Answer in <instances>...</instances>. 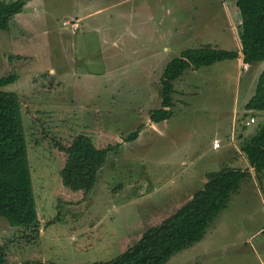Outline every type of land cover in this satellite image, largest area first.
<instances>
[{
	"label": "rangeland",
	"instance_id": "obj_1",
	"mask_svg": "<svg viewBox=\"0 0 264 264\" xmlns=\"http://www.w3.org/2000/svg\"><path fill=\"white\" fill-rule=\"evenodd\" d=\"M236 2L32 0L0 30V78L18 75L2 89L22 106L40 221L38 235L0 216L6 264L113 260L226 168L252 174L204 238L167 264H264V171L248 167L242 150L264 125V113L246 110L264 62L186 70L174 82L172 116L151 120L170 61L205 44L242 49ZM250 117L256 123L246 126ZM82 133L112 147L87 195L60 174L64 149Z\"/></svg>",
	"mask_w": 264,
	"mask_h": 264
},
{
	"label": "trees",
	"instance_id": "obj_2",
	"mask_svg": "<svg viewBox=\"0 0 264 264\" xmlns=\"http://www.w3.org/2000/svg\"><path fill=\"white\" fill-rule=\"evenodd\" d=\"M32 0H0V30H7L14 17ZM242 15L241 45L244 62H264V0H237ZM240 51L221 49L213 44L185 50L169 62L162 76V107L154 110L151 120L160 123L173 114L174 82L188 69H200L217 62L236 60ZM18 75L0 78V216L13 227L33 228L40 233L36 198L29 165L28 144L19 96L2 88L14 83ZM250 112L264 113V70L256 92L246 105ZM138 132L130 136H138ZM243 152L255 172L264 171V125L243 146ZM112 147H98L86 134L76 135L64 149L65 165L60 171L63 183L84 195L94 189L98 174ZM250 169L226 168L207 174L204 189L160 225L148 229L137 244L119 257L93 264H167L178 252L200 242L217 216L228 206L232 193L251 175ZM8 262L0 245V264ZM21 264H62L52 261L27 260Z\"/></svg>",
	"mask_w": 264,
	"mask_h": 264
},
{
	"label": "built area",
	"instance_id": "obj_3",
	"mask_svg": "<svg viewBox=\"0 0 264 264\" xmlns=\"http://www.w3.org/2000/svg\"><path fill=\"white\" fill-rule=\"evenodd\" d=\"M63 26L65 27H69L70 24H68V22H64L63 23ZM76 26V24L74 25ZM256 122V118L255 117H250L249 120L246 121V126H251L253 125L254 123ZM213 146L215 148H219L221 146V140L220 139H215L214 142H213Z\"/></svg>",
	"mask_w": 264,
	"mask_h": 264
},
{
	"label": "crops",
	"instance_id": "obj_4",
	"mask_svg": "<svg viewBox=\"0 0 264 264\" xmlns=\"http://www.w3.org/2000/svg\"><path fill=\"white\" fill-rule=\"evenodd\" d=\"M100 11H101V9H100ZM106 38H108V33H106ZM240 42V41H239ZM240 46H241V43H240ZM240 51V57L237 59V60H240L245 66H248L249 64H246L245 62H244V54L242 53V49L241 50H239ZM169 64V63H168ZM167 67V66H166ZM254 95V94H253ZM253 97V96H252ZM251 97V98H252ZM251 100V99H250ZM256 123V122H255ZM234 135V134H233ZM254 136V135H253ZM244 137L245 138H249V136H247L246 134L244 135ZM252 137V136H251ZM215 139H218V138H215ZM214 139V140H215ZM222 147V142H221V146L219 147V148H221ZM215 148V147H214ZM218 148V149H219ZM246 161V160H245ZM248 163V162H247ZM247 166L248 167H250V163H248L247 164ZM250 169V171L252 170V168H249ZM102 170H103V168L100 170V172H99V174H98V179H97V181L99 180V175H100V173L102 172ZM96 186V185H95ZM95 188V187H94ZM94 190V189H93ZM92 190V191H93ZM42 233H44V232H42Z\"/></svg>",
	"mask_w": 264,
	"mask_h": 264
},
{
	"label": "water",
	"instance_id": "obj_5",
	"mask_svg": "<svg viewBox=\"0 0 264 264\" xmlns=\"http://www.w3.org/2000/svg\"><path fill=\"white\" fill-rule=\"evenodd\" d=\"M244 58H245V55H244Z\"/></svg>",
	"mask_w": 264,
	"mask_h": 264
}]
</instances>
